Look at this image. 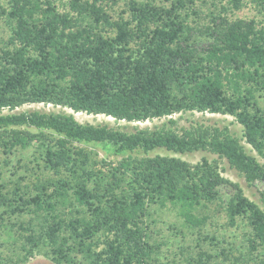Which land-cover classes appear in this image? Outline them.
<instances>
[{"label":"trees","instance_id":"16d2710c","mask_svg":"<svg viewBox=\"0 0 264 264\" xmlns=\"http://www.w3.org/2000/svg\"><path fill=\"white\" fill-rule=\"evenodd\" d=\"M168 1H0L10 26L0 39V153L5 163L18 150L37 154L20 157L9 178L0 170V247H10L0 264L36 254L54 264H170L152 241L153 205H170L186 228L214 240L204 227L218 204L229 226L245 221L251 249L264 247V24L211 12L208 23L191 25L196 0ZM214 1L224 12L221 1L231 9L247 1L264 14V0ZM33 103L127 122L168 119L127 132L71 113L1 112ZM194 111L233 116L241 137L227 125L178 127L171 117ZM82 143L121 158L96 161ZM158 148L217 158L148 154ZM220 159L248 186L261 183L262 206L222 175ZM200 246L188 261L215 264Z\"/></svg>","mask_w":264,"mask_h":264},{"label":"rangeland","instance_id":"374dc122","mask_svg":"<svg viewBox=\"0 0 264 264\" xmlns=\"http://www.w3.org/2000/svg\"><path fill=\"white\" fill-rule=\"evenodd\" d=\"M1 4L8 8L9 4L7 0H0ZM160 3L166 5L169 4L168 0H157ZM223 5L227 7L224 12L221 10V5L216 3L214 0H196V5L194 6V13H190L187 21L189 24L194 25L195 23L205 24L210 20L212 13H221V15L227 14L229 17H243L251 18L254 17L259 23L264 24V14L258 12V10L247 1H244L243 6L239 9H231L225 1H221ZM124 8L123 4L114 7V15L116 16ZM10 34V26L7 21L0 20V39H6ZM259 105L264 109V96L258 98ZM31 111L39 110L46 112H64L71 113L75 119L81 123H92V124H106L110 127L119 128L121 130L131 132L135 128L149 127L161 125L167 122L168 118H153L145 121L138 122H127L124 120H116L113 117L106 116L103 114H88L85 112H73L71 109L62 106H53L51 104L44 103H33L24 104L14 110L9 111L4 108L1 110L2 113L6 112H19V111ZM173 119L177 120V126H189L193 122H204L206 124H216L218 126L227 125L230 131L241 137L242 126L236 122L233 116L228 114L220 113H209V112H184L175 113L171 116ZM246 150L256 155V152L251 149V147L241 141ZM85 146L87 149L91 150L92 156L96 161H117L121 158V155H115L109 149L108 146L103 144H78ZM167 154L178 156L190 163H195L201 158L205 157L209 160L216 159L217 155L212 154L207 151H195L191 153H172L165 151L164 149L158 148L150 151L149 155L154 154ZM37 155L34 148L30 147L24 150H18L9 156V162H4L3 158L5 155L0 153V170L5 174L6 178H9L10 174L16 169H20L19 158L21 157L22 162H27L32 160L33 156ZM258 157V156H257ZM258 159H260L258 157ZM261 160V159H260ZM219 165L222 168V175L228 179L238 182L243 188L245 195H247L251 200L259 201L258 191L261 187V183H256L255 186H248L243 176L239 175L236 170L229 167L228 163L224 159L219 160ZM98 168H105L102 164H97ZM153 216L158 218V223L153 224L151 236L154 242L159 244V251L161 256V262H169L170 264H192L188 261L191 254H194L195 245L200 246L202 249L208 251L212 256L211 263L215 264H264V247L258 246L257 249L253 250L248 244V231L249 227L243 219L238 218L237 223L233 226H229L226 222L224 212L219 205H212L210 208V218L204 227V232L209 233L214 236V240L206 239L202 240L201 235H197V230H192L186 228L182 224V218L179 217L177 210L170 205L165 207H159L153 205L151 207ZM8 246V245H7ZM10 247L6 246L0 247V252L5 255L10 252ZM13 250V249H12ZM25 264H54L47 257L42 254H36L34 257L29 259Z\"/></svg>","mask_w":264,"mask_h":264}]
</instances>
